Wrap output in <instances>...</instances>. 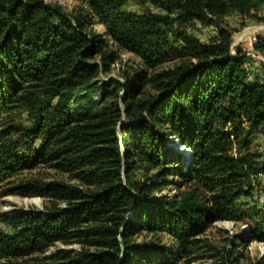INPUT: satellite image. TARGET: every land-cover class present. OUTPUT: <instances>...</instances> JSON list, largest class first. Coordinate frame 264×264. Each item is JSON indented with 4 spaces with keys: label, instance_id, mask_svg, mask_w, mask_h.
Returning <instances> with one entry per match:
<instances>
[{
    "label": "trees",
    "instance_id": "trees-1",
    "mask_svg": "<svg viewBox=\"0 0 264 264\" xmlns=\"http://www.w3.org/2000/svg\"><path fill=\"white\" fill-rule=\"evenodd\" d=\"M73 1L0 0V199L42 200L0 214V264L193 263L208 228L248 221L236 245L208 246V264H238L264 243V64L231 53L224 19L264 22V0ZM119 51L139 68L91 98Z\"/></svg>",
    "mask_w": 264,
    "mask_h": 264
},
{
    "label": "rangeland",
    "instance_id": "rangeland-1",
    "mask_svg": "<svg viewBox=\"0 0 264 264\" xmlns=\"http://www.w3.org/2000/svg\"><path fill=\"white\" fill-rule=\"evenodd\" d=\"M23 1V0H21ZM44 2L48 6H59L62 8L63 12L66 14L71 13L77 6L73 0H39ZM125 11L129 13H140V9L133 2H128L125 5ZM143 9H149L154 11L152 8L146 6ZM264 13L261 12L260 16H263ZM240 19L237 15H232L224 19V26L229 30L234 31L232 34V45L231 53H234V50L238 49L243 52L246 56L250 58L251 63H247V67L252 72L253 75L259 74L262 64H264L263 58L253 52V46L257 38L264 40V22L254 23L245 21L244 25L241 26L239 22ZM97 33L101 32L100 27L95 28ZM193 34L201 43H207L211 38L215 36V30L211 27L203 28L200 25H196L194 30L189 31ZM115 49V48H113ZM117 61L112 67V72L108 76L100 75L98 78V86L89 91V96L91 98H96L101 93V88L107 84L109 79L122 80L121 72L127 70L128 68L136 70L139 68L140 62L135 56L127 54L123 51H119L117 54ZM262 63V64H261ZM83 95H81L82 97ZM170 139V140H169ZM168 147L170 144H174L172 138H168ZM173 142V143H172ZM174 147V146H173ZM174 147L173 149H175ZM253 150H263L262 149V140L259 136H256L252 142ZM175 154L181 153L182 149H175ZM264 182V175H263ZM172 190V189H171ZM169 189H166L162 192V195L167 194ZM170 192L169 194H173ZM258 208L261 207L264 210V196L261 195L259 203H257ZM42 206V200L40 198H19L8 196L0 199V214L5 215L13 211L21 210L23 212H28L32 209H40ZM247 224H250L248 221L241 222L235 226L229 222H218L212 225L205 234L201 237L202 244H200L201 249L198 251V256H201L200 261L188 263V261H181L177 264H208L209 261H214L215 254L209 251L208 246H215L217 249L223 248L229 243L236 245L237 242H233L236 235H242L244 228ZM0 230H5L2 224H0ZM146 240L143 238H138L136 244H143ZM78 246L73 245L68 247V249L76 250ZM241 250V258L238 264H253L258 262L261 258H264V243L253 242L248 246L245 245ZM214 254V255H213Z\"/></svg>",
    "mask_w": 264,
    "mask_h": 264
},
{
    "label": "bare ground",
    "instance_id": "bare-ground-1",
    "mask_svg": "<svg viewBox=\"0 0 264 264\" xmlns=\"http://www.w3.org/2000/svg\"><path fill=\"white\" fill-rule=\"evenodd\" d=\"M173 143V142H172ZM175 147V143L174 144H170L169 148H174ZM188 156V152H184L183 155H182V161Z\"/></svg>",
    "mask_w": 264,
    "mask_h": 264
}]
</instances>
